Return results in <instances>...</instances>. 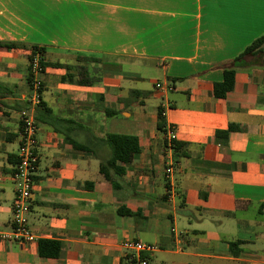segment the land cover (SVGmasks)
I'll use <instances>...</instances> for the list:
<instances>
[{
  "label": "crops",
  "instance_id": "crops-1",
  "mask_svg": "<svg viewBox=\"0 0 264 264\" xmlns=\"http://www.w3.org/2000/svg\"><path fill=\"white\" fill-rule=\"evenodd\" d=\"M262 34L264 0H0V41L25 44L0 46V231L11 228L31 45L45 62L27 216L36 240L0 241V264H130V240L158 247L142 253L149 264H264V53L244 56L232 90L213 94L223 64ZM159 106L185 155L164 145ZM107 134L139 143L112 181L99 170ZM39 239L58 241V256L41 257Z\"/></svg>",
  "mask_w": 264,
  "mask_h": 264
},
{
  "label": "built area",
  "instance_id": "built-area-1",
  "mask_svg": "<svg viewBox=\"0 0 264 264\" xmlns=\"http://www.w3.org/2000/svg\"><path fill=\"white\" fill-rule=\"evenodd\" d=\"M42 62H44L43 53L39 49H34L29 62L31 96L26 107L20 111V142L11 173L15 182V193L11 204V228L7 231H0V241L29 242L36 240V235L28 226L27 216L34 175L38 168L37 124L34 119V109L40 102ZM155 86L165 90L172 88L170 84L156 83ZM164 130L165 146L172 149L175 132L171 126L165 127ZM177 167L178 162L175 159L169 160L165 164L164 175L167 180L170 179L172 172ZM166 193L169 197L173 195L170 181ZM124 247L130 252V264H149L148 259L142 253L152 252L158 248L156 245L139 240L127 241L124 243Z\"/></svg>",
  "mask_w": 264,
  "mask_h": 264
},
{
  "label": "trees",
  "instance_id": "trees-1",
  "mask_svg": "<svg viewBox=\"0 0 264 264\" xmlns=\"http://www.w3.org/2000/svg\"><path fill=\"white\" fill-rule=\"evenodd\" d=\"M0 46L7 48H14L19 46H25L23 43L18 42H7L0 41ZM34 49H39L43 53V49L36 46H30V54L28 56L29 62L31 60ZM264 53V34L256 37L252 42H250L237 56L230 59L228 62L223 64V79L220 82H215L213 84V94L216 97L222 98L229 91L232 90V82L228 79V73L231 68H236L241 64V61L246 55H255L257 53ZM43 69L45 67V62L41 63ZM27 81L29 83V75L27 76ZM4 88V84L0 82V90ZM163 110L159 106L157 109V127L163 133L165 130V122L162 114ZM105 143L110 149V156L106 161L100 162L99 170L104 175L107 180L112 181L110 177V171H113L115 175H121L124 172L122 166L118 163H125L131 154L137 153L139 151L138 139L134 135L126 134H107L104 138L100 139ZM164 145L166 144L163 140ZM172 150L176 155H185L181 149L184 144L178 142L176 139L173 140ZM115 186V184H114ZM240 241H232L229 243L230 251L233 255H238ZM60 250V243L56 240L50 239H39L38 240V254L44 258H56Z\"/></svg>",
  "mask_w": 264,
  "mask_h": 264
}]
</instances>
